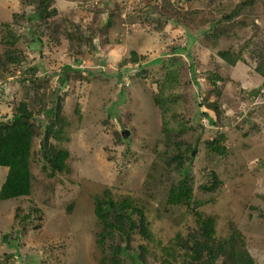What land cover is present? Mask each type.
I'll return each instance as SVG.
<instances>
[{"label": "rangeland", "instance_id": "rangeland-1", "mask_svg": "<svg viewBox=\"0 0 264 264\" xmlns=\"http://www.w3.org/2000/svg\"><path fill=\"white\" fill-rule=\"evenodd\" d=\"M168 1L159 12L166 21L157 25L151 18L159 7L153 8L152 0H48L43 17L37 16L38 0H0V23L7 24H0V58L5 61L6 50L20 52L18 63L0 66L9 72L0 78V120L24 101L35 124L30 193L0 200V264H98L102 251L95 243L94 199L106 189L115 199L129 197L142 205L162 244L177 231L186 232L195 209L213 216L218 235L233 223L255 261L264 264V84L256 69L264 70L259 65L264 0ZM219 2L227 11L243 6L233 17L241 20L234 46L252 39L253 46L234 65L190 36L204 17L189 10ZM172 47H184L190 56H177L182 62L177 82L160 88L168 67L155 59L167 63ZM131 50L143 59L130 60ZM189 61H194L191 69ZM208 72L221 76L215 87ZM169 92L178 93L179 104L163 127L153 100ZM55 98L67 125L41 147L42 108ZM212 102L217 110L207 104ZM125 110L131 115L122 126L118 120ZM210 141L222 147L221 153ZM48 147L67 150L62 172L50 175L43 155ZM5 171L0 166V184ZM213 173L219 182L209 190ZM184 176L190 202L169 203V189ZM140 245L146 248L142 253ZM129 253L132 257L122 256L120 264L138 258L139 264H162L157 244L138 235L130 240Z\"/></svg>", "mask_w": 264, "mask_h": 264}, {"label": "trees", "instance_id": "trees-1", "mask_svg": "<svg viewBox=\"0 0 264 264\" xmlns=\"http://www.w3.org/2000/svg\"><path fill=\"white\" fill-rule=\"evenodd\" d=\"M152 1L153 8L157 4L159 11H157L158 14L153 12L155 17L152 16L154 18H151V20L153 24L157 23L159 25L158 23H161V20L163 22L166 21L160 17L159 12H163L164 8L167 7L163 0H160V3H157V0ZM47 3L48 0H38V5L42 6L37 10L38 17L45 15ZM167 3L170 2L167 0ZM242 7L240 5L227 11L221 8L219 2L208 9L205 6H194L189 10L195 15L204 17V21L196 28V32L190 33L192 39L196 40L200 47L214 50L215 56L228 65L236 64L241 52L248 51L253 46L251 44V36L245 37V40L238 47L233 44V39L235 40V38L240 36L238 27L241 25V20L233 19V17L238 14ZM166 12L164 11V14H167ZM147 20L150 21L148 16ZM155 20L156 22H154ZM109 23L110 21L108 20L106 26ZM172 23L184 28L183 24L180 25L176 20H173ZM1 25L3 27L7 26L5 23ZM234 33H236L235 36ZM68 39H71V34L68 35ZM13 40L15 38L10 40L11 43L14 42ZM184 49V47H172L171 54L168 53L167 55L169 58H166L167 63L160 62L159 57L155 59V63L158 62L168 67L164 73L165 82L159 85L160 88L165 86L171 89L172 85L177 82L178 71L182 65L181 59L177 56H190L188 50L183 52ZM14 50L12 49V52L6 50L5 61L0 58V66L20 61V52L17 53ZM75 55H77V52ZM129 58L133 62L143 59L134 50L130 51ZM193 62H187L186 68L191 69ZM195 62L198 64L197 59ZM184 64L183 62V68ZM263 64V60L259 62L260 67L264 66ZM5 66L0 69V78L9 73L4 70L7 68ZM64 69L70 70L72 66L65 64ZM256 69L263 77L262 84H264V70H260L258 66H256ZM206 78L215 87L216 81L221 79V76L217 72H208ZM62 79L63 77L61 81ZM178 99V93L171 92H169L168 96H163L162 100L157 97L154 98L153 101L161 113L163 127H167L170 123L172 107L174 104H179ZM207 104L217 110V104H213V102ZM42 111L44 112V117L39 122L40 126L44 128V134L41 137L43 143L41 147H44V143L48 141L49 136L57 137L56 135L67 124L62 117L59 118L60 101L58 98H55V101H52L49 107L42 108ZM74 111H76V108ZM130 115V112L126 110L122 113V117L118 120L122 126L128 124ZM204 115L207 117V122H214L207 113H204ZM47 118L48 120L53 119L50 121L51 125L48 124L45 127ZM57 121H60V125L52 130ZM34 126V114L24 101L18 103L8 119L0 120V166L6 167L3 181L0 184L1 201H8L30 193L31 173L29 164ZM214 142L217 141L215 140ZM214 142L210 141V146L213 150L221 153L222 147L217 144L212 145ZM43 155L50 168V175L56 171L62 172L66 169L68 152L64 148L48 147L44 150ZM185 171L186 169H184L183 173ZM184 174L186 175L187 172ZM212 177L214 180L206 189L213 190L219 182L214 173ZM262 197L264 198V195ZM190 198L191 187L187 183L185 176L176 185L171 186L167 195V201L173 204L181 202L187 204L190 202ZM192 211L194 214L193 224L187 228L186 232L183 234L181 231H177L166 244H162L160 239H156L149 228L146 209L142 205L133 202L129 197L115 199L110 190H104L101 197L97 196L94 199V214L99 223L98 230L95 233V243L102 251L98 264H120L122 256L131 258L132 254L129 253V247L133 235H138L141 240H149L156 243L160 251H162V264H258L255 261L256 258L254 259L247 247L242 234L233 223H230L229 231L225 235H218L213 216L203 215L195 209ZM10 242L14 245V241ZM145 249L143 245H140L141 253ZM139 259L133 263L139 264Z\"/></svg>", "mask_w": 264, "mask_h": 264}, {"label": "water", "instance_id": "water-1", "mask_svg": "<svg viewBox=\"0 0 264 264\" xmlns=\"http://www.w3.org/2000/svg\"><path fill=\"white\" fill-rule=\"evenodd\" d=\"M127 133H128V130H126V129H123V130L121 131V134H122V135H126ZM191 154H193V152H192Z\"/></svg>", "mask_w": 264, "mask_h": 264}]
</instances>
